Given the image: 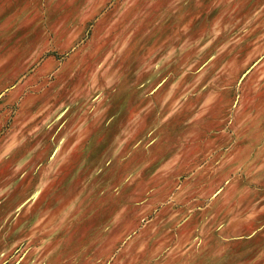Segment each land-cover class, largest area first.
<instances>
[{
    "label": "rangeland",
    "instance_id": "1",
    "mask_svg": "<svg viewBox=\"0 0 264 264\" xmlns=\"http://www.w3.org/2000/svg\"><path fill=\"white\" fill-rule=\"evenodd\" d=\"M0 264H264V0H0Z\"/></svg>",
    "mask_w": 264,
    "mask_h": 264
},
{
    "label": "crops",
    "instance_id": "2",
    "mask_svg": "<svg viewBox=\"0 0 264 264\" xmlns=\"http://www.w3.org/2000/svg\"><path fill=\"white\" fill-rule=\"evenodd\" d=\"M18 131H16L15 133H13L7 140L6 143H4V152L9 151L10 149H12L13 147L19 145L20 141H21V137L20 134L17 133Z\"/></svg>",
    "mask_w": 264,
    "mask_h": 264
}]
</instances>
